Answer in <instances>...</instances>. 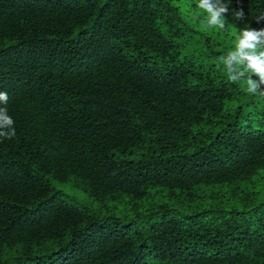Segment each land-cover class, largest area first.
<instances>
[{"label":"trees","instance_id":"1","mask_svg":"<svg viewBox=\"0 0 264 264\" xmlns=\"http://www.w3.org/2000/svg\"><path fill=\"white\" fill-rule=\"evenodd\" d=\"M229 3L264 28V0ZM193 34L169 0H0V264H264V110L218 70L234 45L179 55Z\"/></svg>","mask_w":264,"mask_h":264},{"label":"clouds","instance_id":"2","mask_svg":"<svg viewBox=\"0 0 264 264\" xmlns=\"http://www.w3.org/2000/svg\"><path fill=\"white\" fill-rule=\"evenodd\" d=\"M196 8L204 15L202 23L206 29H226L229 0H197ZM232 16L239 21L245 13L243 9H235ZM261 20L264 15L256 17L257 23ZM221 65L231 83L243 82L247 94L264 96V28L239 29L234 48L218 58L217 67ZM8 100L7 92L0 91V142L16 137L15 121L6 107Z\"/></svg>","mask_w":264,"mask_h":264},{"label":"rangeland","instance_id":"3","mask_svg":"<svg viewBox=\"0 0 264 264\" xmlns=\"http://www.w3.org/2000/svg\"><path fill=\"white\" fill-rule=\"evenodd\" d=\"M172 4L178 6L180 13L184 19L185 26L189 29H193L198 31V34H193L185 40L181 39L183 47L178 50L180 56L183 55H193L199 56V52H201L198 45L199 37L200 41L205 40L204 38H208V44L206 45H235L237 32L231 25H227L224 34L216 35V29H206L202 23L204 19V15L200 13V10L196 8L197 0H169ZM199 16V18H196ZM195 48V49H194ZM198 60V59H197ZM219 71H222L223 68L218 67ZM255 79V77H253ZM241 87H245L243 82L239 83ZM248 95V94H247ZM261 110H264V96L253 95L252 101L246 105H243L242 111V119L246 120L247 118L256 119L259 117L258 113ZM264 170H261L259 174L253 179V188L256 193L255 201L262 202L264 201ZM64 193L70 196L73 200L90 205L95 207L96 202L89 197L86 193L72 186L69 182H65L63 184H59L57 186ZM123 200L128 202V198L124 196ZM160 199L154 198L151 202L149 201H138V208L135 212L139 213L143 210L149 209L151 205L159 203ZM124 202V201H123ZM113 203V202H105V205L109 208H112V211L116 213L117 216L125 217L126 219H130L133 217L134 212L130 211L128 204L125 203ZM129 203V202H128ZM115 204V206H114ZM153 207V206H151Z\"/></svg>","mask_w":264,"mask_h":264},{"label":"water","instance_id":"4","mask_svg":"<svg viewBox=\"0 0 264 264\" xmlns=\"http://www.w3.org/2000/svg\"><path fill=\"white\" fill-rule=\"evenodd\" d=\"M255 79H256V77H255Z\"/></svg>","mask_w":264,"mask_h":264}]
</instances>
